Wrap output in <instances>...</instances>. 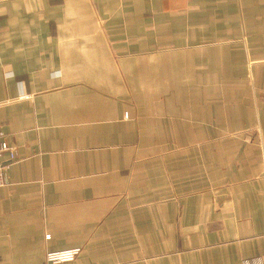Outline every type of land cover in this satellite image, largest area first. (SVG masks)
<instances>
[{
  "label": "crops",
  "instance_id": "crops-1",
  "mask_svg": "<svg viewBox=\"0 0 264 264\" xmlns=\"http://www.w3.org/2000/svg\"><path fill=\"white\" fill-rule=\"evenodd\" d=\"M0 130V264H264V0H0Z\"/></svg>",
  "mask_w": 264,
  "mask_h": 264
},
{
  "label": "rangeland",
  "instance_id": "rangeland-1",
  "mask_svg": "<svg viewBox=\"0 0 264 264\" xmlns=\"http://www.w3.org/2000/svg\"><path fill=\"white\" fill-rule=\"evenodd\" d=\"M170 89H171L172 93H178V91L176 89H174V87L169 88V90ZM184 89L186 90V94H194V93L199 94V87H187ZM203 89L211 91L213 88L209 87V88H203ZM160 90H163V88H160ZM160 137L163 139H165V138L170 139L167 136H165V137L160 136ZM177 137H178V141L176 143L172 141L171 146H197L199 144L201 145V144H204L207 142L214 143L215 138H217L215 135H212V134H210V135L204 134V135H196V136L182 135L181 137L179 135H177ZM259 137L260 136L257 135V128H249L247 130L240 131V133H237V134L223 136L220 141H223V143L228 144L227 143L228 140H235L237 142V144L242 145V146H259V141H260ZM191 140L194 142L191 143ZM165 141H166V139H165ZM166 144H168V143H166ZM67 249H69V248H67ZM64 262H68V261H64ZM51 263H59V262H46V259L44 261V264H51ZM244 264H247V262H245Z\"/></svg>",
  "mask_w": 264,
  "mask_h": 264
},
{
  "label": "built area",
  "instance_id": "built-area-1",
  "mask_svg": "<svg viewBox=\"0 0 264 264\" xmlns=\"http://www.w3.org/2000/svg\"><path fill=\"white\" fill-rule=\"evenodd\" d=\"M14 151V148L7 142L5 133L0 130V185L4 182L6 169L15 161ZM79 251L80 248L48 250L45 254V259L46 262L70 261L79 253Z\"/></svg>",
  "mask_w": 264,
  "mask_h": 264
}]
</instances>
